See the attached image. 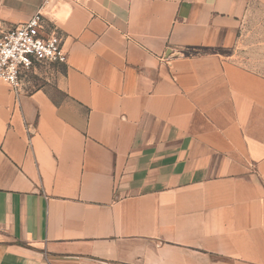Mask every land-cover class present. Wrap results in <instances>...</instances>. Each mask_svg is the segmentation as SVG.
Instances as JSON below:
<instances>
[{
	"label": "crops",
	"instance_id": "0c3cea01",
	"mask_svg": "<svg viewBox=\"0 0 264 264\" xmlns=\"http://www.w3.org/2000/svg\"><path fill=\"white\" fill-rule=\"evenodd\" d=\"M254 8L0 0L68 54L0 81V264H264V74L227 52Z\"/></svg>",
	"mask_w": 264,
	"mask_h": 264
},
{
	"label": "built area",
	"instance_id": "2783aa9c",
	"mask_svg": "<svg viewBox=\"0 0 264 264\" xmlns=\"http://www.w3.org/2000/svg\"><path fill=\"white\" fill-rule=\"evenodd\" d=\"M63 35L40 11L0 34V81L18 93L23 80L40 67L66 64Z\"/></svg>",
	"mask_w": 264,
	"mask_h": 264
},
{
	"label": "rangeland",
	"instance_id": "374dc122",
	"mask_svg": "<svg viewBox=\"0 0 264 264\" xmlns=\"http://www.w3.org/2000/svg\"><path fill=\"white\" fill-rule=\"evenodd\" d=\"M231 58L247 67L264 74V10L252 9L242 18L234 44L227 49ZM50 67H40L35 74H29L26 80L43 78ZM39 74V75H38Z\"/></svg>",
	"mask_w": 264,
	"mask_h": 264
}]
</instances>
